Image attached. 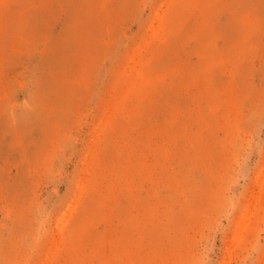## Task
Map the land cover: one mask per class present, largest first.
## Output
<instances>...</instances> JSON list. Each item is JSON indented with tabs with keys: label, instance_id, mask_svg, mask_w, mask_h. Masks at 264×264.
I'll return each mask as SVG.
<instances>
[{
	"label": "rangeland",
	"instance_id": "rangeland-1",
	"mask_svg": "<svg viewBox=\"0 0 264 264\" xmlns=\"http://www.w3.org/2000/svg\"><path fill=\"white\" fill-rule=\"evenodd\" d=\"M0 264H264V0H0Z\"/></svg>",
	"mask_w": 264,
	"mask_h": 264
}]
</instances>
